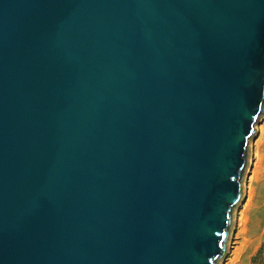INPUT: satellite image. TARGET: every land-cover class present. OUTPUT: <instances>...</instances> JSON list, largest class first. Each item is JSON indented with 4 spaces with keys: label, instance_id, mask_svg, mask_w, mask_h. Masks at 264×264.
<instances>
[{
    "label": "water",
    "instance_id": "water-1",
    "mask_svg": "<svg viewBox=\"0 0 264 264\" xmlns=\"http://www.w3.org/2000/svg\"><path fill=\"white\" fill-rule=\"evenodd\" d=\"M264 110V0H0V264H218Z\"/></svg>",
    "mask_w": 264,
    "mask_h": 264
},
{
    "label": "bare ground",
    "instance_id": "bare-ground-1",
    "mask_svg": "<svg viewBox=\"0 0 264 264\" xmlns=\"http://www.w3.org/2000/svg\"><path fill=\"white\" fill-rule=\"evenodd\" d=\"M257 132L258 139L251 152L252 170L244 181V185L247 183L244 188L246 203L238 214L237 232L241 240L239 251L242 253L255 251L264 239V125Z\"/></svg>",
    "mask_w": 264,
    "mask_h": 264
},
{
    "label": "rangeland",
    "instance_id": "rangeland-1",
    "mask_svg": "<svg viewBox=\"0 0 264 264\" xmlns=\"http://www.w3.org/2000/svg\"><path fill=\"white\" fill-rule=\"evenodd\" d=\"M261 116L258 118V121L254 125V134L251 136L250 139H248L247 142V155H246V163H245V169L243 172V176L241 179V195H240V201L238 204L235 205V207L232 210V219H231V225L228 230V237L225 242L224 246V254L221 257L218 264H264V239L261 241V244L257 247V249L253 252H241L240 250V244L241 240L238 238V217L239 213L241 211V207L244 206L246 203V185L244 183L248 179V176H250V172L252 170V155L251 152L254 149L253 145L258 139V128L264 125V110L260 114ZM245 178V179H244ZM245 181V182H244ZM237 229V230H236ZM237 236V237H236Z\"/></svg>",
    "mask_w": 264,
    "mask_h": 264
}]
</instances>
